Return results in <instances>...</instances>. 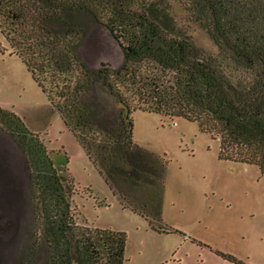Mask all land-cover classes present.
<instances>
[{"label":"trees","instance_id":"1","mask_svg":"<svg viewBox=\"0 0 264 264\" xmlns=\"http://www.w3.org/2000/svg\"><path fill=\"white\" fill-rule=\"evenodd\" d=\"M174 4L208 32L216 54L187 35ZM89 20L119 43L120 67L84 62ZM0 32L123 206L160 232L173 231L162 225L167 161L134 140V110L195 121L219 140L220 158L264 175V0H0ZM0 127L28 168L30 260L41 248L49 264H125L124 232L76 222L74 183L40 135L1 107Z\"/></svg>","mask_w":264,"mask_h":264},{"label":"rangeland","instance_id":"2","mask_svg":"<svg viewBox=\"0 0 264 264\" xmlns=\"http://www.w3.org/2000/svg\"><path fill=\"white\" fill-rule=\"evenodd\" d=\"M172 13L196 45L218 52L183 6L174 4ZM87 24L80 45L84 62L91 69L120 67L123 51L106 26ZM0 107L23 117L60 173L73 181L76 222L126 234L125 264H264V175L256 164L220 158L219 140L197 122L140 109L132 113L134 140L167 161L162 225L173 231L160 232L123 206L1 32ZM19 213L0 228V264H49L41 248L30 260L25 240L31 237V212Z\"/></svg>","mask_w":264,"mask_h":264},{"label":"crops","instance_id":"3","mask_svg":"<svg viewBox=\"0 0 264 264\" xmlns=\"http://www.w3.org/2000/svg\"><path fill=\"white\" fill-rule=\"evenodd\" d=\"M8 149L12 152H8ZM18 153H20L21 159H19ZM27 170L26 160L21 149L12 135L0 127V228L10 226L11 215L18 219L20 211L27 212L29 210L31 212ZM26 198L29 203L26 202ZM30 217L32 220V212Z\"/></svg>","mask_w":264,"mask_h":264}]
</instances>
